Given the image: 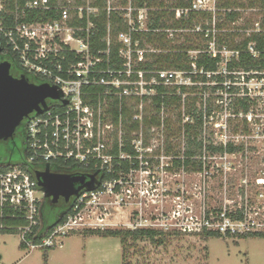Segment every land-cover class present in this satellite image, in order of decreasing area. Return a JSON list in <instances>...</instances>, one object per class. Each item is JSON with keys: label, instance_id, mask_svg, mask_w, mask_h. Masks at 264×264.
<instances>
[{"label": "built area", "instance_id": "1", "mask_svg": "<svg viewBox=\"0 0 264 264\" xmlns=\"http://www.w3.org/2000/svg\"><path fill=\"white\" fill-rule=\"evenodd\" d=\"M89 3L88 7H81L74 0H68L66 4L61 0L57 6H53L51 0H28L24 5L16 4L17 22L14 27L0 26V35L7 40V47L12 50L14 57L12 60H6L11 61L30 82L38 85L49 84L60 94L58 100H47L49 103L46 106L42 104L39 110L24 121L26 131L24 161L16 165L0 163V217L4 219V211L8 210L13 211L9 218L24 221L25 225L19 226L17 231L28 250L62 247L63 242L60 240L70 234L86 228L98 229V226H103L104 216L109 207L134 206L138 197L141 199L150 193L154 194L159 187L164 186L162 178L152 175V171L147 168L149 164L147 160H171L167 170L162 168L163 174H166L167 171L175 170L172 161L180 157L167 154V149L165 152L168 132L164 104L160 114V126L152 127L149 133L144 129L145 118L149 116L145 105L148 103L152 105V100L160 96L159 87L172 91L167 95L162 94L163 98L176 96L183 101L187 90L191 94V91L198 90L202 85L209 86L207 88L210 91L207 93L209 98L212 92L219 93L216 102L223 103L224 96H227V106L233 112H230V117L245 118L246 129L237 136H230L228 127L220 124L218 128L221 133L216 135V143L211 138L207 140L202 136L205 147L199 159H202L205 165L208 166V160H216L217 157L227 159L229 155H236L248 149V140H259L264 143V108L263 106L258 107L260 110L254 108L264 102L255 100L251 87L255 85L262 92L264 72L230 73L227 70L229 59L225 57L222 64L224 66H221L216 74L197 71L195 64L192 72L136 70L137 64L145 62L146 51L139 50L138 43L133 48L129 32L119 35L118 58L122 64L121 68L113 69L110 53L114 43L110 37L106 41V51H100L99 55L91 52L89 36L95 28L90 19L96 16L98 11L91 8ZM195 8L199 10L197 4ZM53 10L59 12L58 20L24 21L34 12L45 16ZM85 12L88 27L86 29L73 27V21L83 20ZM131 15L132 10L128 9L124 16L128 22ZM147 19V11H139L138 21L141 30H146ZM130 27H133V22H130ZM134 30L131 28L130 32ZM83 32L87 33V39L77 36ZM168 33L172 39L178 31L169 30ZM250 50L254 52L252 47ZM68 54H74L75 59L69 60ZM218 75L224 78L223 83H218L213 78ZM216 86L223 88L214 90L213 87ZM258 97L264 99V94L261 93ZM236 99L247 104L246 112L236 105ZM131 101L135 103V107L129 108ZM129 109L133 111L132 122H138L140 126L137 132L130 135V139ZM211 112L213 111L207 101L205 114L200 113L203 120L202 134L207 129V119L213 118ZM190 120L192 123H188ZM186 122L193 125L195 115L188 116ZM156 133L158 140L163 142L164 153L154 152V148L149 145V141ZM129 144L133 154L129 153ZM210 145L225 149L233 146L239 151L214 154L207 149ZM135 160L139 161L138 168L133 162ZM206 167L204 174H208ZM36 172L85 177L86 182L91 180L90 176L94 177L92 189L85 188L72 198L68 210H72V213L39 245L28 239L35 228H42L44 225L41 208L44 199L39 193L46 194L38 185ZM135 174H140L141 179L134 178ZM212 218L206 217L199 224L192 222L182 230L185 233H196L207 229L222 235H236L246 226L247 220L245 212L243 220L232 219L226 212L217 216V224ZM155 226L159 224L137 223L133 230H157ZM3 228L4 226L0 225V229Z\"/></svg>", "mask_w": 264, "mask_h": 264}, {"label": "rangeland", "instance_id": "2", "mask_svg": "<svg viewBox=\"0 0 264 264\" xmlns=\"http://www.w3.org/2000/svg\"><path fill=\"white\" fill-rule=\"evenodd\" d=\"M117 2L118 0H110V4ZM1 6L2 0L0 10ZM197 7L199 10L216 13L215 1L197 2ZM242 13V19L233 24V27H243L253 18L260 23L263 17L258 11L247 10ZM258 27L256 24V28ZM197 55L198 53H190V57L196 58ZM223 56L230 59L232 53L225 51ZM12 73L16 76L21 75L14 66ZM208 87L202 85L198 90L191 91V94L187 90L183 101L170 109L166 108L165 119L171 126L170 132L166 133V141L168 139L174 147L180 145L184 147V133L180 134V128L187 124L188 116H199L200 113L204 115L207 101L213 111L211 112L213 118L207 119V129L203 131V138L207 140L211 138L216 143V135L221 133L219 124L228 127L230 136H237L246 129L245 118L229 116L232 111L227 106V96L223 97V103L216 102L219 93L212 92L209 98ZM251 87L255 100L264 102L263 98H257L259 94H264V89L261 92L257 86ZM48 103L49 101H46L43 105L46 106ZM260 106L264 108L263 103L254 108ZM130 107H135L133 101L129 102ZM146 108L147 113L151 115L149 103L145 105ZM188 123H192V120ZM152 137V140L148 141L154 152L164 153L163 142L158 140V133ZM248 141V149L244 148V151L236 155H229L227 159L217 157L216 160H208V174H193L176 169L163 174V169L167 170L171 160L148 159L147 168L152 171V175L162 178L164 186L159 187L154 194L150 193L141 199L138 197L134 206L109 207L104 216L103 226H98V229L133 230L137 223L144 225L156 223L159 226H155V229L169 234L163 246L150 241L136 243L129 249L130 264H264V239L238 238L239 235L247 233H264V143L259 140ZM2 152L1 150L0 154L4 156L1 162L3 164L16 165L24 161V155ZM139 176L140 174H135L134 178L140 180ZM39 196L44 199L41 207L44 223L46 226L52 225L59 217L61 209L52 207L49 198L42 192ZM242 209L247 219L246 226L231 237L209 239L202 235L204 230L196 233H185L182 230L192 222L202 223L208 213L217 224L218 218L214 211L237 213ZM90 229L92 228L80 230L60 240L63 246L51 250L47 261L45 250L41 248L20 249L22 241L20 234L0 235V264H122L120 240L85 236L84 231Z\"/></svg>", "mask_w": 264, "mask_h": 264}, {"label": "trees", "instance_id": "3", "mask_svg": "<svg viewBox=\"0 0 264 264\" xmlns=\"http://www.w3.org/2000/svg\"><path fill=\"white\" fill-rule=\"evenodd\" d=\"M28 0H2V10L0 11V26L5 28L14 27L17 22L15 15L16 4L24 5ZM53 6H57L61 0H51ZM78 6L94 8L98 11L96 16L91 17V23L94 25V31L89 36L90 49L92 54L99 55L101 51L107 50V39L113 41L110 53L111 68H121L122 61L118 58V39L121 33H130L133 48L138 43V49L146 51L144 55L145 62L139 63L136 70H174L180 72L194 71L195 64L197 71L216 74L220 71L222 64L225 62L223 53L228 51L232 53L227 63L228 72L235 71L245 72H264V0H118L115 4H109V0H74ZM199 1H215L216 13L213 11L197 10L195 8ZM67 3L68 0H62ZM132 10L131 20L125 19L127 10ZM146 10L148 19L146 22V30H141L138 21L139 11ZM250 10L251 12H260L263 15L260 23L250 19L243 27H233L242 19V12ZM216 16V17H215ZM60 18L58 11L53 10L45 16L37 13L30 14L24 21H55ZM133 22V27H130ZM256 24L259 25L256 28ZM73 27H88V17L85 12L84 19L81 21L74 20ZM131 28L135 30L130 32ZM169 30L178 31L171 39ZM78 37L87 39L86 32L78 33ZM0 43L5 59L14 58L12 50L7 47V40L0 35ZM213 46V47H212ZM254 49L251 52L250 48ZM198 53L196 58L190 57V53ZM69 60H74V54H68ZM106 59V57H103ZM105 66V64H104ZM218 83H223L224 78L220 75L213 77ZM223 87H213L214 90ZM185 90V89H183ZM160 96L152 100L151 115L145 118L144 129L149 133L152 127L160 126V114L162 105L167 109L174 107L181 102V98L176 96H165L172 91L165 87H159ZM238 100V101H237ZM236 105L245 112L248 110L247 104L236 99ZM148 112V110H147ZM133 111L129 109V139L133 132H137L140 128L138 122H132ZM181 118V115H180ZM182 122V119H180ZM167 132H170V123L166 120ZM202 114L195 116V123L185 124L180 128V134L184 133V147L182 145L174 147L173 143L167 140V154H173V168L183 170L187 173L201 174L207 165L199 157L202 156L205 142L202 138ZM212 153H234L239 150L233 146L227 149L214 145L207 146ZM129 153H134L129 144ZM3 161H0V163ZM136 167H139V161L135 160ZM129 161V169L131 167ZM206 168H209L208 166ZM69 210V209H68ZM65 213L60 219L52 225L41 228H35L33 234L28 239H32L36 245L42 243L43 239L51 233L56 227L63 224L67 216L72 210ZM219 216L222 211H214ZM13 211H4V219L0 217V225L4 228L0 229V235L19 234L17 228L24 226L25 223L21 219L9 218ZM210 213H208V218ZM232 219L243 220L244 210L237 213H227ZM85 236H98L101 238H118L121 243L122 264H130L129 249L140 241H150L153 244L163 246L166 243L165 234L162 231L154 229H136V230H100L90 229L84 231ZM202 235L206 238L221 239L231 237L232 235H222L216 231L204 229ZM239 239H264V233H247L239 235ZM20 249L25 250L26 246L21 241ZM45 250V259L48 260V254L53 249Z\"/></svg>", "mask_w": 264, "mask_h": 264}, {"label": "water", "instance_id": "4", "mask_svg": "<svg viewBox=\"0 0 264 264\" xmlns=\"http://www.w3.org/2000/svg\"><path fill=\"white\" fill-rule=\"evenodd\" d=\"M12 71L11 61L0 60V141L14 139L24 121L45 101L60 98L58 90L49 84L32 83L25 75L16 76ZM36 179L52 204L63 199L68 206L74 196L85 188L91 190L94 183L93 176L86 182L85 177L48 172H36Z\"/></svg>", "mask_w": 264, "mask_h": 264}, {"label": "flooded vegetation", "instance_id": "5", "mask_svg": "<svg viewBox=\"0 0 264 264\" xmlns=\"http://www.w3.org/2000/svg\"><path fill=\"white\" fill-rule=\"evenodd\" d=\"M0 60H6L2 56H0ZM26 145V131L24 127V123L22 127L17 131L14 139L9 140V141H0V152L1 150L3 151L2 153H8V154H13V153H19V155H23L24 149ZM4 156L0 154V161H3ZM50 205L54 208L60 207L61 213L59 217H62L67 210L70 208V205H66L65 201L61 199L58 204H52L51 200L49 201Z\"/></svg>", "mask_w": 264, "mask_h": 264}, {"label": "crops", "instance_id": "6", "mask_svg": "<svg viewBox=\"0 0 264 264\" xmlns=\"http://www.w3.org/2000/svg\"><path fill=\"white\" fill-rule=\"evenodd\" d=\"M1 10H2V6H1ZM1 10H0V11H1ZM42 217H43V224H45V223H44V215H43V213H42Z\"/></svg>", "mask_w": 264, "mask_h": 264}]
</instances>
